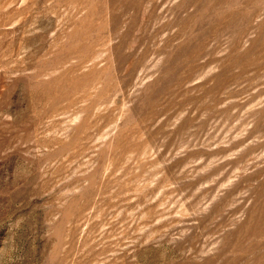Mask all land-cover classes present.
I'll list each match as a JSON object with an SVG mask.
<instances>
[{"label":"rangeland","instance_id":"1","mask_svg":"<svg viewBox=\"0 0 264 264\" xmlns=\"http://www.w3.org/2000/svg\"><path fill=\"white\" fill-rule=\"evenodd\" d=\"M0 264H264V0H0Z\"/></svg>","mask_w":264,"mask_h":264}]
</instances>
